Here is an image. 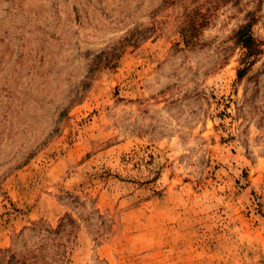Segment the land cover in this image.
<instances>
[{
    "label": "rangeland",
    "instance_id": "rangeland-1",
    "mask_svg": "<svg viewBox=\"0 0 264 264\" xmlns=\"http://www.w3.org/2000/svg\"><path fill=\"white\" fill-rule=\"evenodd\" d=\"M39 220L67 264H264V0H0V250Z\"/></svg>",
    "mask_w": 264,
    "mask_h": 264
},
{
    "label": "trees",
    "instance_id": "trees-1",
    "mask_svg": "<svg viewBox=\"0 0 264 264\" xmlns=\"http://www.w3.org/2000/svg\"><path fill=\"white\" fill-rule=\"evenodd\" d=\"M256 20V15L250 12L247 20L243 22L234 33L236 42L240 44L242 48H244V56L241 58V64L237 69L238 77H243L247 73L248 69L257 60V56L263 51V42L259 40L253 33V25L255 24ZM192 27L193 26L191 24L181 27L183 38L187 44L193 41L194 35L191 31ZM60 121L61 118H59L58 124ZM58 131L59 125L54 128L53 132H51L49 136ZM48 137L46 139H48ZM64 232H66V230L64 228L63 221H61L59 225L54 228L44 226V223L41 222V220L33 222L31 226L25 227V229L21 230L15 236L16 240L20 239L24 241L23 247L25 248L18 249L16 247H11L9 249H1V256H3V258L9 256L14 258L15 261L21 260L23 263L46 262V256L43 255L44 253L42 250L50 245V248L53 247L52 259L60 264H67L69 259L67 258V244L65 241L61 240ZM29 234L36 238L37 244L35 246H29L27 244V236Z\"/></svg>",
    "mask_w": 264,
    "mask_h": 264
}]
</instances>
